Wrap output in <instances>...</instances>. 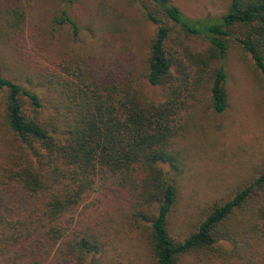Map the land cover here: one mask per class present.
Listing matches in <instances>:
<instances>
[{
  "label": "trees",
  "instance_id": "obj_1",
  "mask_svg": "<svg viewBox=\"0 0 264 264\" xmlns=\"http://www.w3.org/2000/svg\"><path fill=\"white\" fill-rule=\"evenodd\" d=\"M133 1L155 25L141 71L160 87L157 99L146 94L136 65L57 62L41 76L48 106L38 90L0 71L2 124L11 142L0 160V264H103L104 241L69 215L102 178L126 195L153 264L209 254L217 264H264V166L230 198L210 205L182 239L167 229L177 187L161 167L180 172L174 142L200 91L208 88L214 113L227 108L224 61L232 43L259 69L264 92V0H230L216 18L189 17L171 0ZM7 14L5 34H20L23 3L16 0ZM52 22L78 32L64 8ZM193 37L206 46L195 49Z\"/></svg>",
  "mask_w": 264,
  "mask_h": 264
},
{
  "label": "rangeland",
  "instance_id": "obj_2",
  "mask_svg": "<svg viewBox=\"0 0 264 264\" xmlns=\"http://www.w3.org/2000/svg\"><path fill=\"white\" fill-rule=\"evenodd\" d=\"M25 7L23 31L7 36V8L16 0H0V71L8 78L38 90L50 105L43 71L81 57L98 67L121 65L138 70L146 94L159 97L160 87L144 78L143 58L147 38L155 25L147 22L133 0H19ZM192 18L219 17L230 0H171ZM66 9L78 27L73 35L67 24L53 23V15ZM9 37V39L7 38ZM195 49L206 46L202 38L189 40ZM227 108L214 113L208 106V88L200 91L185 131L174 146L182 168L175 172L162 164L177 187V199L168 214L167 229L182 239L193 230L214 202L230 198L252 181L264 166V92L260 72L251 57L232 43L224 61ZM48 112V111H47ZM11 142L2 124L0 98V160ZM69 215L79 228L90 229L104 241L103 264H153L141 228L132 221L126 195L109 179H99L89 199ZM179 264H217L214 254L188 255Z\"/></svg>",
  "mask_w": 264,
  "mask_h": 264
}]
</instances>
